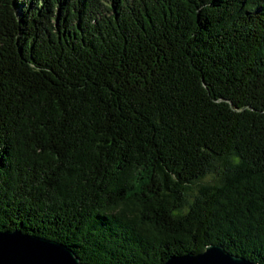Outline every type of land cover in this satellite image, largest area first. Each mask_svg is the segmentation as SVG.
Returning <instances> with one entry per match:
<instances>
[{
    "label": "trees",
    "instance_id": "1",
    "mask_svg": "<svg viewBox=\"0 0 264 264\" xmlns=\"http://www.w3.org/2000/svg\"><path fill=\"white\" fill-rule=\"evenodd\" d=\"M0 231L264 264V0H0Z\"/></svg>",
    "mask_w": 264,
    "mask_h": 264
},
{
    "label": "water",
    "instance_id": "2",
    "mask_svg": "<svg viewBox=\"0 0 264 264\" xmlns=\"http://www.w3.org/2000/svg\"><path fill=\"white\" fill-rule=\"evenodd\" d=\"M0 264H86L65 245L23 234L0 231ZM162 264H259L225 251L219 245H209L198 254L172 256Z\"/></svg>",
    "mask_w": 264,
    "mask_h": 264
},
{
    "label": "rangeland",
    "instance_id": "3",
    "mask_svg": "<svg viewBox=\"0 0 264 264\" xmlns=\"http://www.w3.org/2000/svg\"><path fill=\"white\" fill-rule=\"evenodd\" d=\"M208 179V178H207Z\"/></svg>",
    "mask_w": 264,
    "mask_h": 264
}]
</instances>
